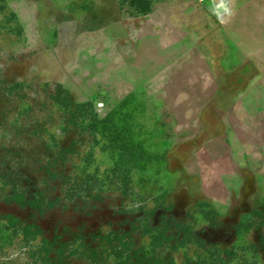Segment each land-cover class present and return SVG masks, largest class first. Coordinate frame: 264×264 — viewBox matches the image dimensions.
<instances>
[{"label":"rangeland","instance_id":"374dc122","mask_svg":"<svg viewBox=\"0 0 264 264\" xmlns=\"http://www.w3.org/2000/svg\"><path fill=\"white\" fill-rule=\"evenodd\" d=\"M46 1L0 0V264H264V205L242 221L180 211L116 109L42 69Z\"/></svg>","mask_w":264,"mask_h":264},{"label":"crops","instance_id":"0c3cea01","mask_svg":"<svg viewBox=\"0 0 264 264\" xmlns=\"http://www.w3.org/2000/svg\"><path fill=\"white\" fill-rule=\"evenodd\" d=\"M53 5L42 69L60 72L74 97L116 109L136 144L162 161L159 193L180 211L237 221L264 205V19L249 14L264 0Z\"/></svg>","mask_w":264,"mask_h":264},{"label":"built area","instance_id":"2783aa9c","mask_svg":"<svg viewBox=\"0 0 264 264\" xmlns=\"http://www.w3.org/2000/svg\"><path fill=\"white\" fill-rule=\"evenodd\" d=\"M199 2H203L204 0H198Z\"/></svg>","mask_w":264,"mask_h":264}]
</instances>
